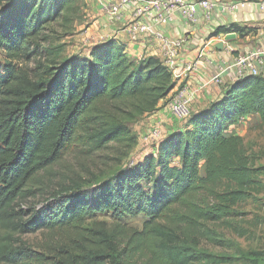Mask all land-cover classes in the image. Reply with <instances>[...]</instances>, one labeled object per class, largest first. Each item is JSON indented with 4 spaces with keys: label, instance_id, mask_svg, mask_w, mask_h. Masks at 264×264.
I'll list each match as a JSON object with an SVG mask.
<instances>
[{
    "label": "trees",
    "instance_id": "obj_1",
    "mask_svg": "<svg viewBox=\"0 0 264 264\" xmlns=\"http://www.w3.org/2000/svg\"><path fill=\"white\" fill-rule=\"evenodd\" d=\"M85 6V0H0L6 55L0 72V263L193 264L189 245L200 238L219 243L205 224L233 215L235 205L263 186L243 138L228 130L248 115L264 121V76L226 84L222 98L191 113L155 153L121 168L137 146L132 124L160 109L176 82L159 58L132 59L114 40L92 45L85 56L62 57L49 32L56 25L71 34ZM218 33L254 36L257 28L233 23L211 35ZM74 148L84 156L111 150L119 166L100 179L61 165ZM45 180L56 181L50 198L37 209L23 208L28 197L47 189ZM181 203L190 209L176 221H161ZM106 213L144 221L139 229L86 225ZM39 230L69 232L48 257L20 238ZM252 255V264H260Z\"/></svg>",
    "mask_w": 264,
    "mask_h": 264
},
{
    "label": "rangeland",
    "instance_id": "obj_2",
    "mask_svg": "<svg viewBox=\"0 0 264 264\" xmlns=\"http://www.w3.org/2000/svg\"><path fill=\"white\" fill-rule=\"evenodd\" d=\"M96 2L99 5L100 0H96ZM81 11V20L75 22L71 34H63L56 25H54L56 30L49 32L54 45L62 47V57L85 56L89 50V42L95 41V35L91 36L87 29L93 22L89 8L86 5L85 8H81ZM110 23H101L102 26L100 25L99 28L102 29L103 26L105 27ZM97 37H100V33L97 34ZM5 59V51L0 48V72L3 71ZM204 94L210 95V89L205 90ZM161 104L162 107L158 111L146 115L153 116L147 122L143 120L146 117L144 116L132 124L133 130L137 125L134 131L137 133L139 142H137V146L132 149L128 157L123 159L120 165L121 168L141 161V158L144 157L143 154L146 152L150 153L153 150V146L167 135V131L171 127H176L177 129L185 127L188 120H175L167 108V101L161 102ZM190 107L191 113L200 109L193 107V103ZM142 121H144L143 124ZM143 127L146 128L142 129ZM153 130L154 133L157 131L158 136L153 133ZM228 131L243 138L249 161L252 167L257 169L258 182L263 186L259 188V191L253 193L251 197L235 205L233 215L230 214L227 218L213 224H205L206 227L214 231L219 243L208 242L200 238L195 245H189L191 252L197 257V261L193 264H252L253 255L251 256V253H256L259 263L264 264V121H260L256 115H248L237 124L231 126ZM115 157L116 154L111 150L84 156L79 153L77 148H74L63 157L61 165L74 166L75 169L82 171L86 175L89 171L94 173L95 176H99L100 179H105L109 175L110 168L119 166ZM61 165L56 166V169L59 170ZM50 181L45 180L48 186L47 189L42 190V192L38 191L35 196L28 197L26 202H22V207L31 205L36 209L41 207L45 203V199L50 198L51 189L55 186L53 183L56 181ZM37 185L35 184V186ZM143 185L146 190L151 187V185L146 183H143ZM200 197H203L202 194H200ZM207 200L212 199L208 197ZM189 209L186 203L176 204L166 211L161 221H176L183 212H187ZM143 221L144 218L142 216L129 217L106 213L88 219L86 225L97 222H104L108 225L119 223L126 227L139 229ZM68 232L63 230H39L34 233L21 235L20 238L35 251L50 257L51 254L49 252L53 251L60 237L66 236Z\"/></svg>",
    "mask_w": 264,
    "mask_h": 264
},
{
    "label": "crops",
    "instance_id": "obj_3",
    "mask_svg": "<svg viewBox=\"0 0 264 264\" xmlns=\"http://www.w3.org/2000/svg\"><path fill=\"white\" fill-rule=\"evenodd\" d=\"M104 1L111 2L108 6L118 4L119 2V0ZM85 2L87 8H89V12L91 13V18L93 19L92 24L89 25L87 29L88 32L91 33V36L95 35V41L89 42V48L92 45L102 41L114 40L124 46L127 55L132 59L138 60L143 57L154 56L162 61V48L160 47V44L157 40L153 38L131 39L126 31H124L125 26L130 21L128 12L118 10L119 15H115L110 11L102 10L99 7L100 5L97 4L96 0H85ZM240 16L243 17L242 22L238 23L246 27L257 28V34L254 36L237 35L234 40L225 42L222 49L219 50L216 48V45L222 40L225 34L218 33L211 35V33H213L218 26H225L233 22L231 17L227 18L224 15L215 13L211 19H202L197 24H189L186 23L178 13H175L173 20L169 24L158 26V28L162 30L165 36H167L169 39L183 40L179 53L180 66H184L186 62H192L196 65L193 71L183 72L180 77H174L176 86L173 89L174 91L179 85L183 83L188 84L192 91L191 104L193 103V107L200 108L195 112L206 108L211 101H218L220 98H222L224 86L233 80L231 73H229L230 71L222 73V83L220 85H215L213 83L206 84L210 77L214 73L228 66L237 52L243 51L247 48L260 46L262 36L264 35V12L259 13L256 11V9H253L252 12L242 11ZM109 22L112 24L110 23L105 27L103 26L102 29L99 28L101 23L106 24ZM99 33L100 36H104V40H100V37L96 38L97 34ZM231 48L233 49L232 51ZM261 73L264 76V65L261 67ZM207 89H210V95L204 94L205 90ZM151 117L146 116L143 118V120L147 122V120L151 119ZM144 121H142V124ZM144 128L146 127H143L142 129ZM177 130L179 129L176 127H171L167 131V134ZM156 145L157 144L153 146V150L150 151V153L156 152ZM146 154L148 153H144L143 156Z\"/></svg>",
    "mask_w": 264,
    "mask_h": 264
},
{
    "label": "built area",
    "instance_id": "obj_4",
    "mask_svg": "<svg viewBox=\"0 0 264 264\" xmlns=\"http://www.w3.org/2000/svg\"><path fill=\"white\" fill-rule=\"evenodd\" d=\"M110 3L100 0L99 5L102 10L110 11L115 15H119L118 10L129 13L130 21L124 31L131 39L153 38L158 41L162 48V62L172 71L175 78L180 77L183 72L193 71L196 67L192 62L180 66L179 53L183 40H171L158 28L169 24L175 13L189 24H197L202 19H211L215 13L227 18L231 17L233 22L230 24H239L238 22H242L243 18L240 16L242 11L252 12L256 9L259 13L264 12V0H119L118 4L108 6ZM103 37L100 36V40H104ZM263 65L264 35L260 46L237 52L231 63L214 73L206 84L220 85L221 75L226 71H230L232 81L248 75H258ZM191 95L192 91L187 83L179 85L172 92L167 101V108L175 120L183 121L191 115ZM154 134L158 136L157 131Z\"/></svg>",
    "mask_w": 264,
    "mask_h": 264
},
{
    "label": "water",
    "instance_id": "obj_5",
    "mask_svg": "<svg viewBox=\"0 0 264 264\" xmlns=\"http://www.w3.org/2000/svg\"><path fill=\"white\" fill-rule=\"evenodd\" d=\"M236 38V34L235 33H226L222 40L216 45V48L219 50V49H222L223 47V44L225 42H228L230 40H234Z\"/></svg>",
    "mask_w": 264,
    "mask_h": 264
}]
</instances>
